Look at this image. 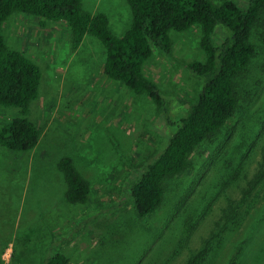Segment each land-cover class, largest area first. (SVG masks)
Listing matches in <instances>:
<instances>
[{
  "label": "rangeland",
  "instance_id": "rangeland-1",
  "mask_svg": "<svg viewBox=\"0 0 264 264\" xmlns=\"http://www.w3.org/2000/svg\"><path fill=\"white\" fill-rule=\"evenodd\" d=\"M82 7L105 13L117 36L132 25L128 0H82ZM2 33L43 76L29 111L41 130L38 144L21 152L0 143V264H45L59 252L69 254L71 264H188L228 201L241 199L263 159L264 12L252 34L256 53L239 79L240 109L196 151L187 173L166 180L164 204L151 217L138 215L132 187L201 89L187 68L204 58L199 28L172 31V53L153 47L144 67L168 100V112L106 77L107 49L94 35L74 49L67 23L41 24L21 12L3 24ZM225 36L219 28L216 42ZM19 116V108L0 106V128ZM63 157L72 158L90 182L88 202L67 199L58 166ZM254 190V200L240 208L242 225L222 234L199 264H264V223L250 228L264 208V185Z\"/></svg>",
  "mask_w": 264,
  "mask_h": 264
},
{
  "label": "trees",
  "instance_id": "trees-1",
  "mask_svg": "<svg viewBox=\"0 0 264 264\" xmlns=\"http://www.w3.org/2000/svg\"><path fill=\"white\" fill-rule=\"evenodd\" d=\"M128 3L133 15L132 25L124 35L117 36L110 29L108 16L103 12L85 11L82 0H0V106L17 107L22 114L0 128V143L10 150L26 152L32 150L41 137L39 126L29 118V111L39 95L43 73L32 57L6 42L2 27L13 14L33 15L41 24L46 21L67 23L74 49L87 34L96 36L107 49L103 65L106 77L122 82L133 93L147 95L166 112L169 111L168 100L157 83L145 74L144 67L153 55V47L172 53V31L186 32L198 27L204 58L188 63L187 68L201 80V89L177 121L176 129L161 152L149 162L132 187L138 215L151 217L158 214L164 204L166 180L187 173L196 151L205 142L215 140L240 109L239 79L256 53L252 34L264 12V0H247L244 8L234 0L220 4L212 0H128ZM221 27L226 36L217 43L215 34ZM58 166L67 182V199L75 204L88 202L90 182L76 168L72 158L63 157ZM263 185L264 153L241 199L228 201L210 237L188 264H199L215 241L221 242L218 240L222 234L232 233L242 225L246 218L240 213L241 206L252 202L254 189ZM262 223L264 208L254 216L250 228ZM45 264H71V258L59 252Z\"/></svg>",
  "mask_w": 264,
  "mask_h": 264
}]
</instances>
